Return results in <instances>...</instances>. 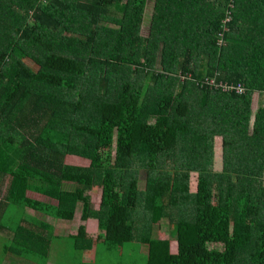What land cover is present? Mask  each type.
Listing matches in <instances>:
<instances>
[{
	"label": "trees",
	"instance_id": "1",
	"mask_svg": "<svg viewBox=\"0 0 264 264\" xmlns=\"http://www.w3.org/2000/svg\"><path fill=\"white\" fill-rule=\"evenodd\" d=\"M228 10L229 0H0V226L18 228L19 253L20 238H40L27 228L78 213L66 246L94 262L103 246L117 264H264V0L234 2L219 47Z\"/></svg>",
	"mask_w": 264,
	"mask_h": 264
},
{
	"label": "crops",
	"instance_id": "2",
	"mask_svg": "<svg viewBox=\"0 0 264 264\" xmlns=\"http://www.w3.org/2000/svg\"><path fill=\"white\" fill-rule=\"evenodd\" d=\"M183 7L185 6H182V8ZM148 20H149V16L146 17L145 21L141 25V31H143V28H146L148 26ZM214 150H223L221 136L216 137ZM37 200H42V199H37ZM98 207H100V204H98ZM33 216L38 217L37 214H33ZM50 223H52L53 225L52 228L32 227L34 229L31 228L26 229L29 232L33 230L38 231V234H40L39 235L40 238H37L38 243L34 242L35 240L33 239L32 236H30V234L25 239L20 238V244L24 245L25 248L27 249V252L23 254L18 252L19 241L16 240V234H15V230H17L18 228L17 229L10 228L7 227V225L2 224V226H0V232L5 242V247L3 246L2 250L4 254L6 253L5 249L9 252L6 253L7 256L9 257V264H82V263L93 264L94 263V251L90 252V254L87 253V251H85L84 253H82L81 256H79L77 252H73L72 247L69 248L68 250V247L66 246L69 245L67 244L68 240L66 239V234H69V236L74 235L76 233L77 227L75 230L66 229L62 227L57 229L56 225L61 226L62 224L65 223L54 224L51 221ZM85 228H86V224H85ZM91 247H93V250H95L96 248L94 246ZM62 252H66V253L63 254ZM10 253H17L18 257ZM0 264H5V263L3 260H0Z\"/></svg>",
	"mask_w": 264,
	"mask_h": 264
},
{
	"label": "rangeland",
	"instance_id": "3",
	"mask_svg": "<svg viewBox=\"0 0 264 264\" xmlns=\"http://www.w3.org/2000/svg\"><path fill=\"white\" fill-rule=\"evenodd\" d=\"M142 32L144 34H146L147 33V27L146 28H143V31ZM258 106H259L258 98H257V96H254L253 99H252V105H251L252 115L250 117L251 120H250L249 130L251 129L252 122H253V117H254V113H256ZM64 161H65L66 164L74 165V166H87L88 163H89L87 160H83L81 158L74 157V156H67V157H65V160ZM222 164H223L222 163V150H215L214 166L213 167L216 170V172H219V170H221ZM191 175L192 176H191V183H190V185H191L192 190L195 191L196 186H197L196 180H197V176L198 175L196 173H192ZM142 177L144 178L143 173L141 174V180H142ZM140 182H141V186H144L143 183H142V181H140ZM63 188H65V189H72V186L71 185L70 186H66L65 185V186H63ZM29 196L35 197L37 199L44 200V198L42 196L37 195V194L29 193ZM91 197H92V200H93V202H92L93 209L94 210H98V208H100V207H98V204H100L98 202H100V198H101L100 197V194H98V195H91ZM46 201H49V200H46ZM39 217L40 216H38L36 218H39ZM78 220H79V214L77 213L75 215V218H74L73 222L65 223V224H62L61 226L56 225L57 226V229L62 227V228H66V229H73V230H75L76 227H77V225H78ZM162 223H163V226L164 227L165 226L167 227L168 219H164L162 221ZM166 227H165V230H166ZM85 230H86L87 233L89 232V234H91L93 238H95L96 233H97V220H94V219L89 218L87 220ZM66 239L67 240L70 239L69 238V234H66ZM95 245L96 246H94V247L101 246V244H95ZM3 246H5V242H4L3 236H2V234L0 232V260H3L5 264H9V257L6 254L8 251L6 250V253L4 254L3 253V250H2ZM127 251H136V250H132L131 248H129V249H127ZM95 252H96V250H95ZM170 252L173 253V254L176 252L175 242H172L170 244ZM62 253L64 254L66 252H62ZM10 254L16 255L18 257V254L17 253H10ZM101 254H103V255H102V258H101L100 262H96L95 261L93 264H108L109 263L108 261H110V258H111V261L110 262H112V264L119 263V261L116 260V258L108 250H104V247L103 246H102V249H101ZM130 255H134V254H130ZM144 255H145L144 252H141L139 254V256H142V257H144ZM126 260H127V258H126ZM136 260H137V258H136ZM137 261H141L138 264H143L142 263V260H137Z\"/></svg>",
	"mask_w": 264,
	"mask_h": 264
},
{
	"label": "built area",
	"instance_id": "4",
	"mask_svg": "<svg viewBox=\"0 0 264 264\" xmlns=\"http://www.w3.org/2000/svg\"><path fill=\"white\" fill-rule=\"evenodd\" d=\"M235 1L236 0H229V9L230 10H228L227 15L223 19V23L221 26L223 31L219 32V34L217 35V38L219 37L218 43H217L219 47H222L225 45L224 37H225V33L228 31V27L226 25H227V23H229L232 20V16H231L232 11L231 10L234 9V2ZM206 85L214 88L215 90H221L225 94H231L233 92H236V94L240 95V96L244 94V87L242 85H239L237 87L227 85V83H220V85H217V82L215 81V79L207 80Z\"/></svg>",
	"mask_w": 264,
	"mask_h": 264
}]
</instances>
